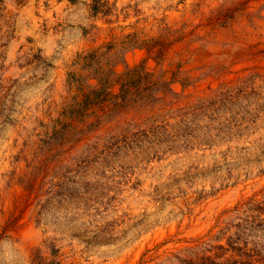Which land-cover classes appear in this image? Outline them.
Masks as SVG:
<instances>
[{"label": "rangeland", "instance_id": "1", "mask_svg": "<svg viewBox=\"0 0 264 264\" xmlns=\"http://www.w3.org/2000/svg\"><path fill=\"white\" fill-rule=\"evenodd\" d=\"M264 264V0H0V264Z\"/></svg>", "mask_w": 264, "mask_h": 264}, {"label": "trees", "instance_id": "2", "mask_svg": "<svg viewBox=\"0 0 264 264\" xmlns=\"http://www.w3.org/2000/svg\"><path fill=\"white\" fill-rule=\"evenodd\" d=\"M37 264H43V262H42V261H40V262H38Z\"/></svg>", "mask_w": 264, "mask_h": 264}]
</instances>
